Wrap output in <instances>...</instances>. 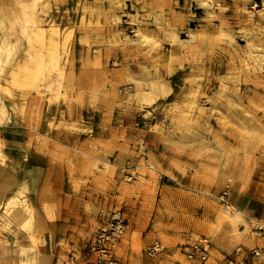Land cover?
Wrapping results in <instances>:
<instances>
[{
  "label": "rangeland",
  "instance_id": "obj_1",
  "mask_svg": "<svg viewBox=\"0 0 264 264\" xmlns=\"http://www.w3.org/2000/svg\"><path fill=\"white\" fill-rule=\"evenodd\" d=\"M0 3L8 17L0 36L11 53L0 72V124L11 112L19 122L35 98L67 101L75 93L70 75H84L101 92L87 120L104 117L94 132L83 131L98 139L96 157L118 158L95 163L93 194L88 186L87 193L64 196L71 224L57 231L67 239L46 241L32 198L30 224L1 225L0 255H26L19 245L27 244L40 259L52 250L54 264L70 255L106 264L90 242L101 213L120 210L128 226L114 254L122 264H202L186 251L203 239L207 264H227L237 246L247 253L244 264H264V231L256 229L264 224V0ZM19 61L25 67H16ZM13 66L25 82L7 79ZM12 163L11 157L1 164L14 169ZM226 184L229 209L219 200ZM155 241L162 250L149 256ZM253 248L260 254L253 256Z\"/></svg>",
  "mask_w": 264,
  "mask_h": 264
},
{
  "label": "crops",
  "instance_id": "obj_2",
  "mask_svg": "<svg viewBox=\"0 0 264 264\" xmlns=\"http://www.w3.org/2000/svg\"><path fill=\"white\" fill-rule=\"evenodd\" d=\"M70 80L75 93H71L67 101L62 97L49 101L47 95L42 99L35 98L32 100L34 106L31 112L25 117L23 113L19 122L11 112V120L0 124L4 152L9 161L11 157L13 158L15 165L14 169H11L0 164V197L26 180L27 194L36 202L37 225L46 230L45 239L49 243L51 238L53 242L66 238V234L60 235L57 228L71 224L67 215L68 209L63 203L64 196L87 193L88 186L90 187L88 193L93 194V176L90 173L94 171L95 163L118 161V158L112 155L102 160L93 153V145L98 139L88 130L94 132L99 126L97 120L101 121L104 114L93 113L97 119L89 121L85 112L88 109L93 110L91 101L101 95V92L94 90L93 84L88 83L84 75H70ZM70 124L80 130L69 129ZM109 124L106 125L112 126ZM84 128L88 130L83 131ZM117 147L115 144L116 149ZM123 147L125 146L121 148ZM116 149L114 152L118 153ZM259 151L264 157V143L259 146ZM123 153L127 156L130 154L128 149ZM16 165H21L24 169L19 170ZM55 201L56 204L53 206L52 203ZM43 205H48L47 212ZM48 212L51 214L53 212L54 216L49 217ZM41 260V264H54L55 254L50 250L41 257Z\"/></svg>",
  "mask_w": 264,
  "mask_h": 264
},
{
  "label": "built area",
  "instance_id": "obj_3",
  "mask_svg": "<svg viewBox=\"0 0 264 264\" xmlns=\"http://www.w3.org/2000/svg\"><path fill=\"white\" fill-rule=\"evenodd\" d=\"M229 195V184H226L222 189L219 200L222 202L224 207H229L227 197ZM102 219L98 228L93 234V238L90 242V249L97 253L100 261H105L106 264H122L114 254V250L126 232L128 222L126 217L120 210H111L105 214L101 213ZM259 232L264 231V224L256 226ZM186 255L189 258L197 257L202 264H207L208 258V242L205 239L201 241H194L188 244ZM162 250L160 242L155 241L148 246L146 253L149 256H154ZM253 256L260 254V249L253 248L250 250ZM246 251L241 247L237 246L226 258L227 264H244L246 259ZM65 264H84L79 262L74 255H70Z\"/></svg>",
  "mask_w": 264,
  "mask_h": 264
},
{
  "label": "bare ground",
  "instance_id": "obj_4",
  "mask_svg": "<svg viewBox=\"0 0 264 264\" xmlns=\"http://www.w3.org/2000/svg\"><path fill=\"white\" fill-rule=\"evenodd\" d=\"M212 2H213V0H212ZM119 3H124V2L123 1H119ZM4 5L5 4L0 3V28H2V25H3L2 22H6L8 20L7 19L8 17L5 14L6 11H5ZM13 11H14V9H13ZM19 14H16L17 17H20L21 14L20 15ZM211 14H212V12H211ZM15 21H16V19H15ZM9 28H11V27H9ZM10 55H11V53H10V42L7 39H5L4 37L0 36V72L3 71V65L9 61ZM23 64H24V61H19L16 67H25ZM7 79L10 80V81L19 80V81L23 82L22 79L24 80L25 78H24V75H22L21 73L17 72L15 70L14 66H13V70H11L9 72V74L7 75ZM140 81H143V82H141V84L144 83L145 82V77H142L140 79ZM24 82H25V80H24ZM0 84H2L1 81H0ZM139 86H140V83L138 82L136 84V87H139ZM0 107L2 108L1 109V114L6 113V105L4 106V104H2V105H0ZM6 158H8V156H7L6 152H4L2 150L1 144H0V164L4 163ZM12 164H14V163H12ZM15 171H16V168H15ZM27 183L28 182L26 180L22 181L19 184L18 187H16L15 189L11 190L8 194H6L7 196L5 198H1L0 197V203L3 206L2 207L3 211H0V227H1L2 224L3 225L8 224L11 221V219L17 221V223L22 225V226H24L25 224H30L31 217L28 215L27 210L29 209L28 207L30 206V204L32 202V197L27 194V186H28ZM8 184H9V182H8ZM9 185H11V184H9ZM226 209H229V207H226ZM30 210H32V209H30ZM24 228H25V226H24ZM8 230H9V228H8ZM16 231H19V230H16ZM29 237L31 238V234L30 233H29ZM19 246H20L21 250L26 251V253H27L26 255L14 258L11 255L1 254L0 255V264H41L42 260L40 258H38V256H36L35 252L28 253V248H30L31 245L21 244Z\"/></svg>",
  "mask_w": 264,
  "mask_h": 264
}]
</instances>
